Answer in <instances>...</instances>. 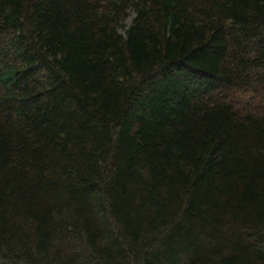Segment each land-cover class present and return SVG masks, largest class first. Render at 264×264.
I'll return each mask as SVG.
<instances>
[{"label":"trees","instance_id":"obj_1","mask_svg":"<svg viewBox=\"0 0 264 264\" xmlns=\"http://www.w3.org/2000/svg\"><path fill=\"white\" fill-rule=\"evenodd\" d=\"M0 264H264V0H0Z\"/></svg>","mask_w":264,"mask_h":264},{"label":"rangeland","instance_id":"obj_2","mask_svg":"<svg viewBox=\"0 0 264 264\" xmlns=\"http://www.w3.org/2000/svg\"><path fill=\"white\" fill-rule=\"evenodd\" d=\"M134 15L132 14L131 17L127 20L126 24L129 26L131 24V21L133 19Z\"/></svg>","mask_w":264,"mask_h":264}]
</instances>
